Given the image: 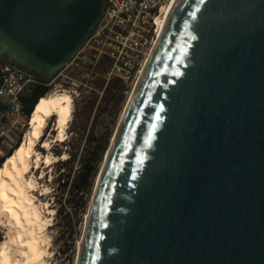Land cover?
I'll use <instances>...</instances> for the list:
<instances>
[{"label": "water", "instance_id": "1", "mask_svg": "<svg viewBox=\"0 0 264 264\" xmlns=\"http://www.w3.org/2000/svg\"><path fill=\"white\" fill-rule=\"evenodd\" d=\"M106 0H0V60L45 81ZM89 208L79 264H264V0H177Z\"/></svg>", "mask_w": 264, "mask_h": 264}, {"label": "rangeland", "instance_id": "2", "mask_svg": "<svg viewBox=\"0 0 264 264\" xmlns=\"http://www.w3.org/2000/svg\"><path fill=\"white\" fill-rule=\"evenodd\" d=\"M93 45H99L94 38L50 83L48 92L68 90L71 93L72 116L64 139L52 142L51 152L56 161L48 167L44 164L34 173L36 178L43 175L37 180L39 190L35 195L39 197V193H43L42 201L49 202L53 209L48 232L51 261L56 264H76L78 243L84 233L98 173L139 77L137 71H133L127 81L113 75L110 60ZM52 124L54 118L48 132ZM27 128L26 118L17 128L9 129L0 138V155H5L19 139L22 140ZM39 150L46 151L41 147ZM87 160L96 172L82 183L79 172ZM6 230V225H0V242L6 239Z\"/></svg>", "mask_w": 264, "mask_h": 264}, {"label": "bare ground", "instance_id": "3", "mask_svg": "<svg viewBox=\"0 0 264 264\" xmlns=\"http://www.w3.org/2000/svg\"><path fill=\"white\" fill-rule=\"evenodd\" d=\"M176 1L170 0L163 8L161 16L156 19L158 38L141 65L138 80L162 35ZM72 104L73 96L68 90L52 91L42 96L30 115L28 128L21 142L0 166V225L7 227L6 239L0 242V264H56L51 261V240L48 232L52 226L53 209L50 208L49 202L42 201L43 193L40 192L39 197L35 195L39 190L37 180L43 175L36 178L34 173L44 164L48 167L56 161V156L51 152V145L56 140L64 139L72 116ZM53 118L51 131H55V134L48 132ZM40 147L46 151H40ZM61 159H64V156ZM101 170L95 182L94 193ZM88 216L89 210L86 213L84 233ZM84 233L78 243L76 264L80 261Z\"/></svg>", "mask_w": 264, "mask_h": 264}, {"label": "built area", "instance_id": "4", "mask_svg": "<svg viewBox=\"0 0 264 264\" xmlns=\"http://www.w3.org/2000/svg\"><path fill=\"white\" fill-rule=\"evenodd\" d=\"M169 2L170 0H106L103 15L87 42L94 38L99 44L93 47L110 60L113 75L127 81L133 71H140L145 59L143 57L147 56L158 38L156 19ZM54 78L46 81L47 85ZM44 82L45 80L0 60V138L9 129L17 128L25 122L27 114L22 97L36 84Z\"/></svg>", "mask_w": 264, "mask_h": 264}, {"label": "trees", "instance_id": "5", "mask_svg": "<svg viewBox=\"0 0 264 264\" xmlns=\"http://www.w3.org/2000/svg\"><path fill=\"white\" fill-rule=\"evenodd\" d=\"M47 83L48 82L46 81L44 83H38L28 93L23 95L22 101L28 121L39 99L46 95V93H48L49 89L51 88L50 85H47ZM20 142L21 139H19L12 149H10L5 155H0V166L3 164L4 160L13 153V150L19 145ZM95 172L96 168L90 163L89 160H87L79 172V180L83 183L88 180L89 176L93 177Z\"/></svg>", "mask_w": 264, "mask_h": 264}]
</instances>
